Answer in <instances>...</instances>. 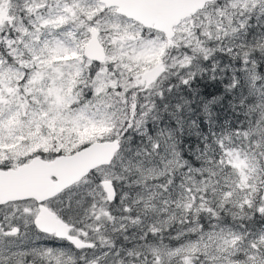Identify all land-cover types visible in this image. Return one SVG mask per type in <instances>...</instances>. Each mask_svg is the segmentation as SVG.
<instances>
[{"label": "snow or ice", "instance_id": "obj_1", "mask_svg": "<svg viewBox=\"0 0 264 264\" xmlns=\"http://www.w3.org/2000/svg\"><path fill=\"white\" fill-rule=\"evenodd\" d=\"M0 264H264V0H0Z\"/></svg>", "mask_w": 264, "mask_h": 264}, {"label": "rangeland", "instance_id": "obj_2", "mask_svg": "<svg viewBox=\"0 0 264 264\" xmlns=\"http://www.w3.org/2000/svg\"><path fill=\"white\" fill-rule=\"evenodd\" d=\"M45 243H48V244H51V245H54V246H58V244H59V242L49 241V240H46Z\"/></svg>", "mask_w": 264, "mask_h": 264}]
</instances>
